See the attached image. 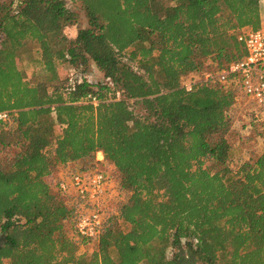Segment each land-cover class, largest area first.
Here are the masks:
<instances>
[{
	"label": "trees",
	"instance_id": "obj_1",
	"mask_svg": "<svg viewBox=\"0 0 264 264\" xmlns=\"http://www.w3.org/2000/svg\"><path fill=\"white\" fill-rule=\"evenodd\" d=\"M76 1L69 39L67 0H0V264H264V147L229 169L235 92L203 78L245 56L261 1ZM90 63L104 81L60 75ZM98 152L120 200L81 255L49 178Z\"/></svg>",
	"mask_w": 264,
	"mask_h": 264
},
{
	"label": "built area",
	"instance_id": "obj_2",
	"mask_svg": "<svg viewBox=\"0 0 264 264\" xmlns=\"http://www.w3.org/2000/svg\"><path fill=\"white\" fill-rule=\"evenodd\" d=\"M260 1L264 7V0ZM238 41L245 48V56L216 74L205 72L203 78L216 81L225 89H238L254 101L264 116V24L258 30L245 29L239 34ZM195 75L197 74H192L194 77ZM83 79L79 76L80 81ZM191 82L192 80L189 81V88ZM9 119L10 113L0 112V121ZM103 159L102 153L98 152L97 160L100 164L95 169L72 173L63 170L54 184L49 181L53 189L67 202L73 197L77 210L74 234L80 241H96L108 214L116 208L120 200L117 179L101 164ZM55 176H58L57 173L51 178ZM112 194H115L117 201L113 207H109L107 201Z\"/></svg>",
	"mask_w": 264,
	"mask_h": 264
},
{
	"label": "rangeland",
	"instance_id": "obj_3",
	"mask_svg": "<svg viewBox=\"0 0 264 264\" xmlns=\"http://www.w3.org/2000/svg\"><path fill=\"white\" fill-rule=\"evenodd\" d=\"M68 7L77 13L78 22L75 25H70L65 28L64 34L69 38L73 39L77 31L87 25V18L81 9L80 5L76 0H67ZM262 19L264 21V7L261 9ZM21 67L25 69V71L30 75L31 68L29 67L26 60H24L21 64ZM60 75L63 78H67L70 76L76 77L81 76L84 79H88L92 82H101L104 81V74L93 64L90 63L87 68H80L78 70H73L69 65H64L60 69ZM200 78V75H195L187 77L185 79V83L189 85V80H197ZM235 92V104L229 110V116L232 119L233 127V137L231 139L232 143L235 142V152L234 155L231 156L228 160L229 169L236 170L243 162L248 160L251 156L255 157L260 154L264 147V116L261 114L260 109L256 106L254 101L248 97H246L242 92L238 89H234ZM134 110L140 113L139 106H134ZM206 165H211L208 162ZM108 171L113 172L108 169ZM62 170L58 171L57 175L49 179V181H53V184L56 182L59 175H61ZM107 203H109V207H113L116 204L117 198H115V194L110 195L108 197ZM65 232L68 236H73V222H65L64 225ZM96 242H88L85 244L78 245L79 254L83 255H91L96 250ZM186 256V264H193L190 261L189 250H185L184 252ZM190 261V262H189Z\"/></svg>",
	"mask_w": 264,
	"mask_h": 264
},
{
	"label": "crops",
	"instance_id": "obj_4",
	"mask_svg": "<svg viewBox=\"0 0 264 264\" xmlns=\"http://www.w3.org/2000/svg\"><path fill=\"white\" fill-rule=\"evenodd\" d=\"M185 255V254H184ZM185 258H186V256H185Z\"/></svg>",
	"mask_w": 264,
	"mask_h": 264
}]
</instances>
